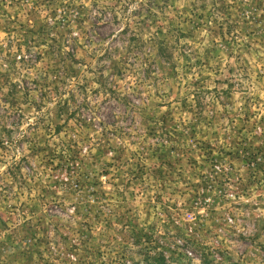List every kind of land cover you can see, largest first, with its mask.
<instances>
[{
  "label": "rangeland",
  "instance_id": "rangeland-1",
  "mask_svg": "<svg viewBox=\"0 0 264 264\" xmlns=\"http://www.w3.org/2000/svg\"><path fill=\"white\" fill-rule=\"evenodd\" d=\"M0 264H264V0H0Z\"/></svg>",
  "mask_w": 264,
  "mask_h": 264
},
{
  "label": "trees",
  "instance_id": "trees-1",
  "mask_svg": "<svg viewBox=\"0 0 264 264\" xmlns=\"http://www.w3.org/2000/svg\"><path fill=\"white\" fill-rule=\"evenodd\" d=\"M165 51H166L165 47L164 48H163V46L160 47V49L158 50V55H159V57L161 59H163L164 61L165 60L167 61L168 60V57L164 56Z\"/></svg>",
  "mask_w": 264,
  "mask_h": 264
}]
</instances>
